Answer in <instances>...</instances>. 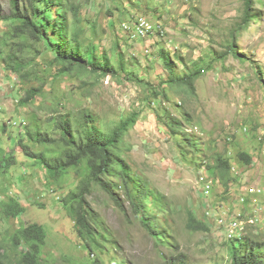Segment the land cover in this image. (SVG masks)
<instances>
[{"label":"rangeland","instance_id":"374dc122","mask_svg":"<svg viewBox=\"0 0 264 264\" xmlns=\"http://www.w3.org/2000/svg\"><path fill=\"white\" fill-rule=\"evenodd\" d=\"M56 4L60 7L49 14L53 18L65 14L66 39L76 41L86 53L93 49L97 65L108 60L117 75L104 77L91 68L59 74L55 50L47 42L29 39L25 33L15 36L16 30L21 31L20 22L0 19L3 261L20 264L27 245L22 240L18 246L12 245L11 236L29 224L41 225L46 232L38 264H90L96 259L77 236L74 221L60 202L80 176L71 170L56 182L35 161L41 153L42 157L52 155L51 146L35 139L36 130L59 144V131L49 119H72L86 111L93 117L91 123L104 132L133 112L138 114L119 144L118 154L128 166L131 180H139L147 190L162 194L173 208L178 207L160 219L159 228L167 230L166 237L153 238L130 207L132 181L127 189L119 178L108 176L119 184L122 206L94 188L89 200L103 224L121 241L124 264H170L177 256L185 264H230V248L238 244L210 225L208 230H188L185 211L194 210L201 218V198L194 182L200 168L209 161L212 164L213 158L228 159L231 165L234 179L226 199L234 200L246 187L264 189V0L252 1L254 17L247 26L242 22L246 0H58ZM0 6L1 16L10 15L9 0H0ZM135 17L161 26V32L137 33L135 37L126 33L124 24L131 25ZM50 28L48 25L52 32ZM232 34L236 35L238 56L226 54ZM12 52L25 62L19 73L11 72L3 61ZM164 55L172 61L175 76L189 74L196 64L201 68L194 90L169 82L172 73L165 66ZM30 88H38L40 93L29 104L20 105ZM8 120H16L18 125L9 126ZM175 120L184 136L170 133ZM184 138L196 142L200 151L182 156ZM21 144L28 152L21 151ZM243 152L251 156L250 163L239 160ZM222 190L218 182L213 197ZM7 200L17 201L24 211L4 216L2 202ZM259 200L242 213L246 220L253 218V223H243L246 236L264 242V191ZM232 209L241 210L237 203ZM260 252L264 257V248ZM102 259L105 264H121V260Z\"/></svg>","mask_w":264,"mask_h":264},{"label":"trees","instance_id":"16d2710c","mask_svg":"<svg viewBox=\"0 0 264 264\" xmlns=\"http://www.w3.org/2000/svg\"><path fill=\"white\" fill-rule=\"evenodd\" d=\"M58 0H9L11 12L8 16H1V20H17L21 24V31H15V36H26L34 41L44 40L48 46L55 50L56 55L54 61L59 65V74H70L77 69H94L101 75H117L116 69L108 62V60L101 61L100 65L96 63V56L94 50L85 52L80 48V45L73 40L66 39L64 25L65 14L63 13L58 18L50 16L49 12L44 14L47 8L56 4ZM62 2V0H59ZM252 1L246 0L245 9L243 13V23H246L254 17L252 15ZM1 7V6H0ZM74 12L77 13V6L73 7ZM39 17V20L35 19ZM48 25L51 27L49 31ZM128 25V24H124ZM125 30V29H124ZM128 33V30H125ZM25 33V34H24ZM57 37L56 41L52 40V34ZM236 35L232 34V42L228 46L226 54L238 56L235 52ZM13 53V54H12ZM3 57L4 63H7L8 69L13 73L21 72L25 67V62L22 61L16 52H12ZM223 57L225 55L223 54ZM165 66L169 72L172 73L169 77V82L176 85L184 86L190 90H194L195 80L201 75V68L194 66L193 71L184 76L173 75L172 61L166 55ZM8 61V62H6ZM40 93L38 88H30L25 92L21 98L20 105L29 104ZM138 114L133 112L130 116L121 120L119 124L110 132H104L101 128L94 126L91 122L93 117L86 111H82L80 116H74L72 119L61 117L59 120L49 119L55 129L59 131V144H56L47 133L36 130L39 140L43 144L52 146L51 149L62 148V152L53 158H45L37 155L35 158L41 164L49 178L58 182L61 178L66 176L69 171H75L80 179L78 184L73 189V192L65 200V208L67 213L75 219L77 227V235L81 240L91 237L93 238L92 228L96 226L99 217L88 201V197L94 190V185L98 184L99 189L105 192L113 200L116 196V187L113 179L119 178L123 180L124 185L129 187L130 181L132 185L138 182L130 180L129 168L124 160L118 154L119 144L124 136L128 133L130 128L135 125ZM173 135H181L180 122L175 120L174 126L169 128ZM185 135V133H183ZM240 161L244 163L251 162V156L247 153H240L238 155ZM214 170L221 180V184L227 190L229 181H232L231 166L228 159L217 158L215 160ZM132 196V194H131ZM8 211L18 213L22 208L18 205H9L6 208ZM188 226L193 229H207L206 224H201L196 219L189 220ZM81 228L85 232L81 233ZM29 245L32 254L25 255L23 260L27 264H33L36 261V253L39 251L40 245L44 242L45 232L41 226L32 224L24 228L20 235ZM15 244L19 242V238L13 240ZM238 246L230 248V264H264V257L260 250L264 248V243L256 242L251 238H243L236 242ZM234 243V245H236ZM241 249V250H239ZM98 262H94L97 264ZM0 264H5L0 259ZM7 264V263H6ZM170 264H185L178 256L175 262Z\"/></svg>","mask_w":264,"mask_h":264},{"label":"clouds","instance_id":"9594fccd","mask_svg":"<svg viewBox=\"0 0 264 264\" xmlns=\"http://www.w3.org/2000/svg\"><path fill=\"white\" fill-rule=\"evenodd\" d=\"M58 7H60V5H54L50 8H47L46 12H49L50 10H52L54 8H58ZM139 17H142V16H139ZM139 17H135V19L132 21L130 26H132L133 22ZM143 18H145V17H143ZM138 40H140V39H138ZM7 123L9 124V126H17L18 125V123H16V120H13V121L8 120ZM24 125H25V122L22 121L19 124V127L22 129V128H24ZM244 131H246V128H244ZM25 134L28 135V137L30 138L28 132H25ZM182 136H184V135L182 134ZM35 139L37 141L41 142L38 138V135L35 137ZM184 140H185V144L182 146L183 148L181 149V150H183L181 153L182 156H185L186 152H188V151H200L196 142H194L192 144L191 142L186 141V140H188V138H184ZM181 141H183V138ZM43 145L50 146L47 144H43ZM187 146L190 148V150L187 149ZM20 147H21V151L28 152L26 145L21 144ZM52 148L53 147L51 146L49 149H52ZM60 152H62V148L55 149L54 151L51 152L52 155H50V156H47L46 154H44V157L45 158H53V157L58 156ZM36 160L37 159L35 158V161ZM251 160H252V158H251ZM214 165H215V159L213 158L212 164L209 161L206 165H203L200 168L199 173H197V175H196L195 182H194V188H195L198 196L201 198V203H200V207H199V213L201 215V218L198 215V213L195 212L194 210H186L185 211V214H186V224L185 225H186V228L190 231H198L199 229H193V228L188 226L189 220L196 219L197 222H199L203 225L204 224L207 225V229H203V230H208L209 229L208 225H210L211 228H215V230L220 232L227 240H232V242L236 243L237 241L242 240L243 238H249L248 236L245 235V226H244L243 222L253 223L254 220H253V218H248L246 220L242 213H244V209L246 206H255L259 203V201H260L259 196L263 193L264 189L261 187L257 188L254 186L246 187V190L244 191V193L242 194L241 192H239L236 195L234 200L226 199V196H228L230 184L228 185L227 190H225V187L221 184L220 177L218 176V174L214 170ZM68 175H69V173L66 176H64L63 178H61L58 182H60L62 179H65ZM232 178L234 179L233 175H232ZM129 179L131 180V178H129ZM132 180H135V179H132ZM135 181H137L138 183L133 186V189H134L133 195L131 196L130 201H129L130 207L133 209L134 213L137 214L138 220L143 225V227L145 228L147 233H149L153 238L163 239L164 237H166L165 232H167V230L164 228H159V225L161 222L160 219L162 217H164L165 215H169L171 211H174V208H176L178 210V207L173 208V204L170 201L166 200L162 194H159L157 192H153L151 190H147L145 188V186L140 183L139 180H135ZM120 182L123 184V186H125V188L128 189V186L124 185L123 180L120 179ZM218 182L223 187V190H222L221 194L216 196L215 198H220V199H222V201H215V198L212 195L214 187L218 184ZM230 182L231 181H229V183ZM114 183H115V181H114ZM115 185H117V187H119V184L115 183ZM94 187L99 189L98 184H95ZM117 187H116V192H115L116 193L115 198H113V200H112L109 197V195H108V197L117 206H122V203L120 201V196L117 193ZM99 190H101V189H99ZM71 192H73V190ZM71 192L69 193V195L71 194ZM101 192H103V191H101ZM93 193H94V190H93L92 194ZM103 193H105V192H103ZM68 196L66 195L60 200L64 210L66 211V213H67V210H66L64 204H65V200ZM89 197H88V201L91 204ZM236 203H237V206L241 210H233L232 209V207L235 206ZM12 204L20 206L19 203L15 200L14 201L7 200V202L6 201L2 202V205H3L2 213L4 214V216L13 217V216H17V215L21 214V212L24 211V207H22V206H20L22 208V211H20L18 213H14V211L6 210V208H9V205H12ZM91 206H92V204H91ZM93 209H94V207H93ZM180 211H181V213H183V211L181 209H180ZM96 214L99 217V214L97 211H96ZM69 216H71V215H69ZM72 219L74 221V227H75V231L77 233L79 231H77L75 219L74 218H72ZM162 223L166 225L167 220L164 219V221ZM29 225H32V224H29ZM29 225L18 228L11 236L12 245L18 246L20 244L21 240L27 245L26 253L23 255V257L25 255L32 254V251H31L29 245L20 236L21 231L24 228L28 227ZM35 225H37V224H35ZM38 226H41V225H38ZM43 230L45 232L44 228H43ZM200 230H202V229H200ZM82 232H85L83 228H81V233ZM92 232H93V238L88 237V238H85L84 241L82 240V242L85 243V246L91 251V256L96 257V259L92 260L90 264H94V262H98L97 264H101L100 262L105 264V261L102 258H104L106 260L109 259V261H111V262L113 260L117 259V261L121 260V264L125 263V262H123V259L120 257L121 255H123V248H122L123 246H122L121 241H119V239L115 238L114 232L110 231L108 229V227L105 226V224H103L100 217H99L98 224L96 226H93ZM16 238H19V242L17 244H15L13 241ZM45 238H46V232H45ZM45 238H44V242L39 247V251L36 253V261L33 264H38V262L41 259V253H42V247L41 246L44 245ZM260 243H264V242H260ZM23 257H22L20 264H27L23 260ZM4 258H5V256L0 254V259L3 260ZM3 262L6 264L5 261H3Z\"/></svg>","mask_w":264,"mask_h":264},{"label":"bare ground","instance_id":"6f19581e","mask_svg":"<svg viewBox=\"0 0 264 264\" xmlns=\"http://www.w3.org/2000/svg\"><path fill=\"white\" fill-rule=\"evenodd\" d=\"M144 23L146 25H152L146 19L139 18V19H137V20H135L133 22L132 26H130V25H124V29L130 31L131 32V35L135 37L137 35V33H140L144 29ZM160 27L161 26H159V29H160ZM155 33H158V31H148L147 33H141L140 35L143 36V35L155 34ZM128 34H129V32H128ZM135 39H138V38H131V40H135ZM139 39H143V37H141Z\"/></svg>","mask_w":264,"mask_h":264},{"label":"built area","instance_id":"2783aa9c","mask_svg":"<svg viewBox=\"0 0 264 264\" xmlns=\"http://www.w3.org/2000/svg\"><path fill=\"white\" fill-rule=\"evenodd\" d=\"M148 31H158V33L161 32L159 26L156 25V27H154L153 25H146L144 23V29L140 33H147Z\"/></svg>","mask_w":264,"mask_h":264}]
</instances>
